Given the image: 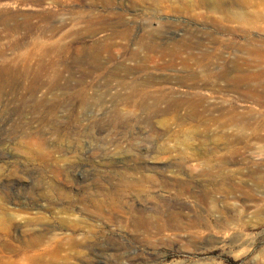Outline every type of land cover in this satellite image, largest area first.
Masks as SVG:
<instances>
[{"label":"rangeland","instance_id":"rangeland-1","mask_svg":"<svg viewBox=\"0 0 264 264\" xmlns=\"http://www.w3.org/2000/svg\"><path fill=\"white\" fill-rule=\"evenodd\" d=\"M0 264H264V0H0Z\"/></svg>","mask_w":264,"mask_h":264},{"label":"bare ground","instance_id":"bare-ground-1","mask_svg":"<svg viewBox=\"0 0 264 264\" xmlns=\"http://www.w3.org/2000/svg\"><path fill=\"white\" fill-rule=\"evenodd\" d=\"M108 3H109V1H108ZM219 3V2H218ZM116 16L118 17L117 19H121L122 17H123V14L122 13H117L116 14ZM192 43H194V41L192 42ZM199 44V43H198ZM187 48V47H186ZM189 48V47H188ZM194 48H195V46H194ZM191 49H192V47H191ZM196 49H197V47H196ZM200 49V48H199ZM192 53V52H191ZM206 55V54H205ZM197 56H202L201 54L200 55H197ZM174 57V56H173ZM195 57V55H192L191 57L189 56V58H187L186 60H184L183 61V64L186 66L187 65V63H188V60L189 59H192V58H194ZM173 59V58H172ZM181 61V60H180ZM169 62V61H168ZM174 64V63H173ZM172 64V65H173ZM169 65V64H168ZM174 66H175V64H174ZM257 71V70H256ZM256 78H258V76H257V74H255L254 72H252V70L250 71V70H247L245 73H242V74H240V73H238L236 76H234V77H231L230 79L231 80H233V81H235L237 84H241V83H249V82H251L252 80H255ZM252 89V88H251ZM251 89H249V90H251ZM252 92V91H251ZM195 94V93H194ZM197 94V93H196ZM251 94H253V93H251ZM250 94V95H251ZM200 94H197L196 95V99L197 100H195V98H193V100H189V106H187V107H189L190 108V112L194 115V114H196V108H197V105H198V100L199 101H203V97L202 96H199ZM185 97V96H184ZM189 97H190V95H189ZM174 103H175V105H176V107H181V104H182V102H181V100L180 99H175L174 100ZM201 104H199V106H200ZM204 107V106H203ZM202 107V108H203ZM201 109V108H200ZM199 109V110H200ZM213 109V107H210V108H206V107H204L203 109H201L202 110V112H203V110L205 111H207V110H212ZM198 110V111H199ZM199 112H201V111H199ZM198 112V113H199ZM204 113V112H203ZM207 113V112H206ZM260 151V150H259ZM259 154V153H258ZM259 155H261V154H259ZM263 156V155H262ZM257 171H258V169H257ZM120 173V174H119ZM117 174H119V175H125V173H123V172H118ZM119 192H117V194H118ZM134 213H136V217H135V219L133 220V222H132V225L135 227V229H134V231L133 232H131V234H129L131 237H143V236H148V235H152V234H156V235H161V236H168L170 233H172L171 231L174 229V227H173V229H172V226L170 225V223H159V222H157L156 220H154V218H152V216L150 215V213L149 214H143V213H141L140 211L139 212H134ZM98 216H101L102 218H105L106 220H113L112 218H110V216H107L106 215V213L105 212H103V211H101L100 213H98ZM130 219V218H129ZM118 220V219H117ZM116 220V221H117ZM123 220H124V218H123ZM151 220V221H150ZM125 222V221H124ZM119 233V232H118ZM118 233H114V234H112V235H114V236H117V237H121V235H120V233L118 234ZM128 235V234H127Z\"/></svg>","mask_w":264,"mask_h":264}]
</instances>
